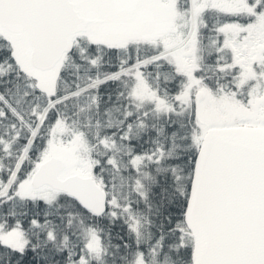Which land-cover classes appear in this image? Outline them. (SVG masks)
I'll return each instance as SVG.
<instances>
[{
	"label": "snow or ice",
	"instance_id": "1",
	"mask_svg": "<svg viewBox=\"0 0 264 264\" xmlns=\"http://www.w3.org/2000/svg\"><path fill=\"white\" fill-rule=\"evenodd\" d=\"M0 264H264V0H0Z\"/></svg>",
	"mask_w": 264,
	"mask_h": 264
}]
</instances>
